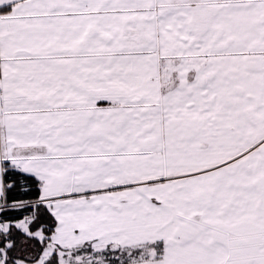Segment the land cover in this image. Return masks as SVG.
I'll use <instances>...</instances> for the list:
<instances>
[{"label": "snow or ice", "instance_id": "6c2138e0", "mask_svg": "<svg viewBox=\"0 0 264 264\" xmlns=\"http://www.w3.org/2000/svg\"><path fill=\"white\" fill-rule=\"evenodd\" d=\"M0 264H264V0H0Z\"/></svg>", "mask_w": 264, "mask_h": 264}]
</instances>
